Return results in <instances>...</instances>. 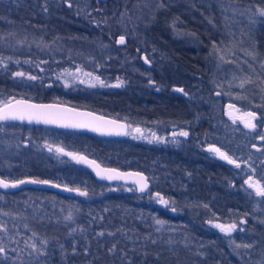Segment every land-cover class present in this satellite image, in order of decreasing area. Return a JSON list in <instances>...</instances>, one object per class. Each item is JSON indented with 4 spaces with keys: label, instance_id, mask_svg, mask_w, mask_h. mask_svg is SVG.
I'll return each mask as SVG.
<instances>
[{
    "label": "trees",
    "instance_id": "16d2710c",
    "mask_svg": "<svg viewBox=\"0 0 264 264\" xmlns=\"http://www.w3.org/2000/svg\"><path fill=\"white\" fill-rule=\"evenodd\" d=\"M253 7L264 9V0H0V104L24 97L10 86L3 67L14 63V54H27L31 38L46 42L55 33L74 43L85 32L108 47L107 69L98 71L99 77L121 87L98 94L91 104L58 99L118 119L128 108L142 123L188 124V140L198 151L214 144L240 164L209 158L215 164H192L187 177L176 158L170 178L160 186L169 202L162 207L150 196L157 193L153 184L139 194L130 185L98 182L74 165L59 182L85 196L33 187L0 192V219L8 221L0 264H264V197L255 192L246 197L238 189L249 176L264 184V128L247 132L231 123L223 99L217 102L209 90L213 45L218 48L227 34L238 33L229 16L242 24ZM135 12L143 13L145 24L129 19ZM256 26L250 31L263 54L264 28ZM118 35L125 37L124 44L116 43ZM13 43L22 47L13 49ZM62 58L44 57L49 67H40L48 72L33 73L35 80L50 83L57 71L53 65ZM71 133L84 144L75 150L105 165L141 170L135 157L125 156L136 151L125 148L124 140ZM252 197L261 199L258 208ZM157 219L165 223L157 225ZM209 221L237 227L222 236ZM31 243L40 252H33ZM244 244L252 246L236 247Z\"/></svg>",
    "mask_w": 264,
    "mask_h": 264
},
{
    "label": "rangeland",
    "instance_id": "374dc122",
    "mask_svg": "<svg viewBox=\"0 0 264 264\" xmlns=\"http://www.w3.org/2000/svg\"><path fill=\"white\" fill-rule=\"evenodd\" d=\"M258 9L261 8H250V10L247 11L248 17L245 16V18L242 19L244 20V24H248L246 26H250L251 30V26L258 28V26H256L258 24L264 28V16H261L259 14ZM143 17V13L135 12L133 15H130L129 19L131 21H137L139 24H145ZM229 18L233 22L230 27H234L235 29H237L238 33L232 32L230 33V35L227 34L224 38L225 40H223L220 47L217 48L219 49V51L214 52V55L212 57L214 62L213 76L211 78V81L209 82V90L211 93H218V96H216L217 102L220 99H223V101L225 102H229L238 114L244 115L248 111H255L257 113V119L254 121V123H256L257 126L263 125L262 127L264 128V53H260L261 45L258 43H254L253 32H251L249 28L245 27L243 23L241 24V21L235 16H229ZM52 34L53 35L46 38V42L45 40L43 41V39L40 37L31 38L26 43V46L28 47L27 54L22 56H17L14 54V63H12L10 67H3L4 70H6L5 72L8 73L7 77L9 82L11 83L10 86L18 93H21L20 95L32 94V84H34L36 80L29 79L28 77L33 76V73L47 74L48 69L43 70L40 66L46 65L49 67L44 57L48 58L50 56H63L62 60L58 61L59 63H54L53 68L57 71H54L56 74L54 75L52 81L48 83V85L52 86V88L56 87L57 89H59V92L62 94L61 97L69 99H74L76 97L77 99H79L78 103L85 104L88 99H93L98 94L109 92L112 88H114L111 86L112 84L119 83V81H113L109 83L104 81V83L108 85L107 87H104L94 79L95 77H99L98 71L105 72V70L107 69L108 60L106 59V57L109 51L108 47H106L103 43H100L99 41L94 42L91 34H87L84 32V34L79 39L78 37L76 38L78 42L74 43L71 38H64L63 36L58 37L55 35V33ZM34 40L36 42H34ZM63 40H67L71 43L63 44ZM259 42L261 43L262 40H260ZM11 47H13V49L21 48L22 45H20L19 43H13ZM249 53H251L252 55H249ZM221 56L224 57L223 60L220 59ZM16 62H21L23 63V65L19 67L15 64ZM16 72H22L25 75L22 77L15 76L14 73ZM89 73L91 75H87ZM99 79L102 80L100 77ZM245 79L250 80L251 82L246 83L243 88L239 87L241 80ZM81 81H83V83ZM65 85H67V87ZM120 87L121 84L119 87L115 88ZM21 97L22 96H18L16 98ZM246 119L247 117L245 116V120ZM230 121L234 124V120ZM141 124L142 130L146 131L145 129H143L144 127H146V124ZM150 124L151 132L148 137H144L141 132H135L134 134H132L129 130L127 133L128 139H130L134 143L140 140H143L144 143H149V140L152 139L153 134H159L166 129L167 131L172 130L171 126L170 129V127L162 125L161 127H166V129L161 128L162 131H154L155 129L157 130V127H159L158 123L152 122ZM8 130V127L0 126V135L7 132ZM182 131L186 132L187 130ZM64 136H66L68 139L65 145L70 148L77 149L76 147L84 145L78 142L75 139L74 135L64 134ZM5 140H8L7 136L0 138L1 145L3 146L4 144V146H9L8 141ZM174 143L176 144V146L180 144H178L177 138L176 142L174 141ZM51 153L54 157V160H56L59 165H62L64 170L72 168L69 160H66L63 157L59 156L56 152ZM194 159L196 160L197 158H192L191 164H193V166L195 165ZM127 161L134 163V161H132L131 159H128ZM209 163V160H207L206 165ZM189 167L192 166L189 165ZM233 173V177L238 176V171H235ZM66 176L69 177L70 173H68ZM148 176L150 183L153 184L155 190H157V193L153 192L150 194V196L156 201L159 206L162 207L164 206V204L158 203L157 197V194H159L160 197H163L165 200H167L165 197L166 190L160 188L162 180H159L156 175L150 171ZM245 180L247 179L243 178L241 180L242 182L240 183V185H238V189L240 191H243V193L246 192V197H251L252 195H255V191L252 188H249L247 184H245ZM253 198L254 197H252V199ZM259 201H261V199L257 197L254 198L255 208H258L257 203H259ZM7 227L8 221L1 218L0 245L7 232ZM217 230L222 236L226 235L219 229ZM226 236H229V234H227Z\"/></svg>",
    "mask_w": 264,
    "mask_h": 264
},
{
    "label": "flooded vegetation",
    "instance_id": "af4514ba",
    "mask_svg": "<svg viewBox=\"0 0 264 264\" xmlns=\"http://www.w3.org/2000/svg\"><path fill=\"white\" fill-rule=\"evenodd\" d=\"M31 90H32V94L23 95L24 97L21 98H25L37 102L52 101V102L68 104L78 108H84L75 105L73 103L65 102L58 99L59 98L58 96L62 95L59 92V89H57L56 87L52 88V86L48 85L47 82H42L41 80L40 82L36 81L34 82V84H32ZM212 94L214 95V97L218 96L215 95L214 92ZM49 96L51 98H49ZM13 98L16 97H12L10 99ZM74 100L79 102V99H77L76 97L74 98ZM91 103H92V99H88L85 104H91ZM224 103L225 101H222V108L224 106ZM119 120H122L126 124V133L123 138H120V140L125 141L124 142L125 148L133 147L136 151L134 156H132L131 154L125 156L128 158L129 156L135 157L136 158L135 160L141 165L140 171L145 173L148 179H149L148 174L150 171L154 173L159 180H162V184L167 183L165 181V178L169 177L168 175L171 173L172 168L174 167V163L176 166V162H177L176 158L180 159L181 160L180 162L184 163V169H186V176L188 177L190 173L187 172V168L189 167V165H192L191 164L192 158L190 154L193 148H194L193 150L194 157L197 158L196 160L194 159L195 168H199L202 165L206 166V161L209 160V158L216 160L214 158L213 153L207 152L205 150V146L203 147L204 151H198L195 146L196 144L188 140V135L187 136L179 135L180 132H183L182 130L184 131L187 130L186 131L187 133L189 132L188 124L187 126L184 125V127L173 126L172 130L170 131L169 130L167 131L166 128L161 127L159 125V127H157V130L155 129L154 131H162L161 128H164L166 130L160 132L159 134L153 135L152 139L149 140L150 142L148 141L149 143H144L143 140L134 143L130 139H128L127 137L128 131L130 130V132L134 134L136 132L134 131V129L139 128L141 129V134H143L144 137H148V135H150L151 132L150 129L151 124L144 123L146 124V127H144L143 129H145L146 131H143L141 128L142 122H139V119L134 116L133 111L128 108L125 109V117ZM238 123L239 125L242 124L240 122ZM0 126L9 128L7 132L0 135V138L7 136L8 140L5 141H8L9 143V146H4V144L2 146L0 143V178L12 181L15 179L29 177L33 179L48 180L61 185H65L63 183H60L59 181H61V179L64 178L63 175L68 174V171L64 170L63 166L59 165L56 162V160H54V157L52 156L51 152H56L59 156L63 157L66 160L69 159L60 155L56 151L57 147L62 148L65 151L82 153L75 150L74 148H70L65 145L68 139L66 136H64V134L66 133L73 135L71 133L73 131H65V130L55 129L41 125L39 126V125H28V124H19V123H8V122L0 123ZM174 133H176V135H174ZM169 138H171L172 140ZM176 138L178 139V144L180 143L177 146L174 143V141L176 142ZM104 139L115 140L119 138H104ZM49 146L51 147V151L49 150ZM69 161L71 165L77 166L73 160H69ZM209 162L212 164L214 163L211 161ZM219 162L220 161L218 160L215 161L216 164H218ZM188 169H190V167ZM65 186L70 187L68 185ZM0 192L6 193L3 191Z\"/></svg>",
    "mask_w": 264,
    "mask_h": 264
},
{
    "label": "snow or ice",
    "instance_id": "6c2138e0",
    "mask_svg": "<svg viewBox=\"0 0 264 264\" xmlns=\"http://www.w3.org/2000/svg\"><path fill=\"white\" fill-rule=\"evenodd\" d=\"M67 2V0H66ZM69 7H71V4H69ZM258 12L261 16H264V9H258ZM118 44H124L125 43V37L120 36V38L117 40ZM213 50L214 51H219V49L216 48V45H213ZM249 55H252L249 53ZM221 60L224 59L223 56L220 57ZM145 63H148V60L145 59ZM15 76H24L25 74L22 72H16L14 73ZM87 75H91L90 73ZM29 79H36L34 76H29ZM101 86L107 87L104 83V81L100 80L99 77L94 78ZM83 83V81H81ZM250 80H241L239 87L243 88L246 83H250ZM67 87V85H65ZM90 86H95V85H90ZM114 87H119L120 83H117L116 85H113ZM178 91H182V89H178ZM229 107H232L231 105ZM69 110L66 109H59L54 105H35V104H28L24 101H15V103H5L2 108H0V121L4 120H28L29 122L35 120L37 123H61L63 121H67L70 119V116L68 115ZM77 115H84V114H77ZM91 115V114H87ZM247 119L243 120L244 127L249 128V129H255L257 127L256 123H253L257 119V113L255 112H247L244 114ZM99 120L100 118H95ZM235 122V121H234ZM105 123L109 124H115L114 121H108ZM63 126H71V127H90L92 130L95 131H100L101 130V125H93L90 122L86 121H78V122H73L71 124H64ZM118 127H123L122 125H118ZM136 132H141V129L136 128L134 129ZM154 135V134H153ZM176 135V133H174ZM179 135L181 136H187V132H180ZM261 140H264V135L260 136ZM255 147V146H254ZM49 150L51 151V147L49 146ZM56 151L58 153H63V149L57 147ZM209 151L216 153L220 158L227 160L228 163L234 164L237 168L240 167V164L236 162L232 157L228 156L226 153L222 152L219 148H216L214 146H210ZM65 155L71 156L73 159H76L78 162H85L90 165H93L95 168L100 169V165L96 164L95 161H88L85 157L79 156L77 154L73 153H64ZM246 163V162H245ZM107 173V179H119V178H124L126 176H137L139 177V181H137L140 185V190L143 191L145 188L148 187V184L146 182L147 178L144 177L140 173H119L115 169H100V171L97 172V175H101V173ZM33 183V184H50V181L47 180H38V179H32L29 181H24V180H17V181H7L4 179H0V188H15L20 184L23 183ZM245 184L248 185L249 188H252L255 191V194L259 197H264V184H261L259 181H253L252 177L249 176L247 180H245ZM53 187H58V185L53 184ZM65 191L68 192H76L81 196L87 195V192L81 191L79 188H64ZM158 197V203L167 205L169 202L165 200L163 197H160L159 194H157ZM205 208H207V205H204ZM175 211V209H172ZM66 220L71 219V215L68 217H65ZM157 225H163L165 222L162 220L157 219L156 221ZM244 221H241L243 223ZM209 223L212 224L213 227L219 229L221 232L227 234H230L236 229V224H221V223H213L212 221H209ZM159 230V229H158ZM35 235V234H34ZM41 244H46V241H41ZM252 245L249 244H244V245H236L237 248L240 247H251ZM32 249L33 252H40V249L37 247L35 243H31L28 245ZM5 253V248L3 246H0V255H4Z\"/></svg>",
    "mask_w": 264,
    "mask_h": 264
},
{
    "label": "water",
    "instance_id": "95a60500",
    "mask_svg": "<svg viewBox=\"0 0 264 264\" xmlns=\"http://www.w3.org/2000/svg\"><path fill=\"white\" fill-rule=\"evenodd\" d=\"M121 35L116 36V43L117 40L120 38ZM118 44V43H117ZM113 85H116L115 83L112 84L111 86L114 87ZM115 88V87H114ZM215 95H218L217 92H214ZM15 101H24L28 104H35V105H54L59 109H66L69 110L68 115L70 116V119L67 121H63L61 123H37L35 120L29 122L28 120H4V121H0V123L3 122H8V123H19V124H28V125H41V126H46V127H51V128H55V129H60V130H65V131H73V132H82V133H87L90 135H94L97 137H102V138H123L125 133H126V124L125 122H123L122 120L104 115V114H100L97 112H94L92 110L89 109H85V108H78L75 106H71L68 104H64V103H58V102H52V101H41V102H37V101H32L29 99H25V98H13V99H9L7 101H5L3 104L0 105V108H2L4 106L5 103H15ZM231 104L229 102H225L223 109H224V116L226 119L229 120H234V121H238L240 123H242V128H244L247 132H252L253 129H249V128H245L244 127V123L243 120H245V116L242 114H238L233 107H229ZM232 106V105H231ZM248 112H254V111H248ZM77 114H84V115H77ZM87 114H91V115H87ZM95 118H100L99 120L95 119ZM78 121H86V122H90L93 125H101V130L100 131H95L92 130V128L90 127H71V126H63L64 124H71L73 122H78ZM108 121H114L115 124H109V123H105ZM254 123V121H253ZM118 125H122L123 127H118ZM210 146H214L216 148V145L214 144H207L205 145V150L207 152L213 153L214 158L220 162H223L225 164L234 166V164H230L228 163L227 160H224L222 158H220L216 153L209 151ZM220 149V148H219ZM222 152H224L222 149H220ZM64 153H73V154H77L79 156H83L85 157L88 161H95L96 164L100 165V169H115L117 172L119 173H140L142 174L144 177L147 178L146 182L148 184V187L145 188L143 191L140 190V185L137 181H139V177L137 176H126L124 178H119V179H107V173L102 172L101 175H97V172L100 171V169L95 168L93 165H90L88 163L85 162H78L76 159H73L71 156L69 155H65ZM225 153V152H224ZM60 155L64 156L65 158L69 159V160H73L74 163L77 166H80L82 168H84L93 179H95L98 182H104L106 184H111V183H120L122 185H130L132 186L137 193L139 194H143L146 191H148V189L150 188V180L148 179L147 175L145 173H143L140 170L137 169H131V168H117L114 166H110V165H104L99 163L97 160H95L92 157H89L87 155H85L84 153H74L71 151H63V153H59ZM3 179V178H0ZM33 178H29V177H24V178H20V179H15L12 181H17V180H24V181H29L32 180ZM5 180V179H4ZM40 180V179H38ZM10 181V180H7ZM48 181V180H47ZM50 184H33V183H23L18 185L15 188L9 187V188H0V191L3 192H10V191H14L20 188H24V187H33V188H41V189H48V190H52L55 191L59 194L62 195H67V196H76L78 195V193L76 192H68L65 191L64 188L67 187L65 185H61L55 182L50 181ZM58 185V187H53L52 185ZM68 188H72V187H68Z\"/></svg>",
    "mask_w": 264,
    "mask_h": 264
}]
</instances>
